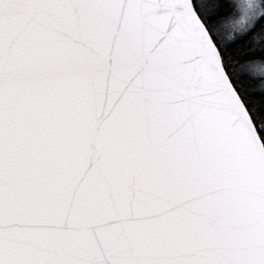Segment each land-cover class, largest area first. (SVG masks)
Listing matches in <instances>:
<instances>
[{
  "label": "snow or ice",
  "instance_id": "obj_1",
  "mask_svg": "<svg viewBox=\"0 0 264 264\" xmlns=\"http://www.w3.org/2000/svg\"><path fill=\"white\" fill-rule=\"evenodd\" d=\"M261 63L264 0H0V264H264Z\"/></svg>",
  "mask_w": 264,
  "mask_h": 264
},
{
  "label": "rangeland",
  "instance_id": "obj_2",
  "mask_svg": "<svg viewBox=\"0 0 264 264\" xmlns=\"http://www.w3.org/2000/svg\"><path fill=\"white\" fill-rule=\"evenodd\" d=\"M229 35H230V32H229V30H225L224 31V38L227 40L228 39V37H229ZM259 68H260V72L259 73H257V75L260 77V84H259V86H264V63H261L260 65H259Z\"/></svg>",
  "mask_w": 264,
  "mask_h": 264
},
{
  "label": "trees",
  "instance_id": "obj_3",
  "mask_svg": "<svg viewBox=\"0 0 264 264\" xmlns=\"http://www.w3.org/2000/svg\"><path fill=\"white\" fill-rule=\"evenodd\" d=\"M260 80H261V79H258V86H259V84H260Z\"/></svg>",
  "mask_w": 264,
  "mask_h": 264
}]
</instances>
